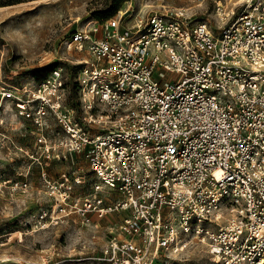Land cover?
<instances>
[{
	"label": "built area",
	"instance_id": "built-area-1",
	"mask_svg": "<svg viewBox=\"0 0 264 264\" xmlns=\"http://www.w3.org/2000/svg\"><path fill=\"white\" fill-rule=\"evenodd\" d=\"M212 1L214 26L128 6L64 38L88 54L83 124L60 59L25 98L2 92L37 127L38 161L88 162L92 181L45 177L54 213L119 218L97 264H168L195 242L210 264H264V0Z\"/></svg>",
	"mask_w": 264,
	"mask_h": 264
},
{
	"label": "rangeland",
	"instance_id": "rangeland-1",
	"mask_svg": "<svg viewBox=\"0 0 264 264\" xmlns=\"http://www.w3.org/2000/svg\"><path fill=\"white\" fill-rule=\"evenodd\" d=\"M128 6L137 13L185 7L194 18L217 24L212 0H0V264H97L113 221H120L116 213L102 219L91 214L89 224L78 214L54 213L45 177L86 173L92 181L88 162L72 153L63 161L43 156L41 164L36 159L37 127L2 92L12 89L25 98V88L47 78L60 59L66 103L83 124L77 61L87 52L66 49L61 42L89 21L113 17ZM168 264H210V259L195 242Z\"/></svg>",
	"mask_w": 264,
	"mask_h": 264
},
{
	"label": "bare ground",
	"instance_id": "bare-ground-1",
	"mask_svg": "<svg viewBox=\"0 0 264 264\" xmlns=\"http://www.w3.org/2000/svg\"><path fill=\"white\" fill-rule=\"evenodd\" d=\"M2 10V7H0V11ZM23 235V234H22Z\"/></svg>",
	"mask_w": 264,
	"mask_h": 264
}]
</instances>
